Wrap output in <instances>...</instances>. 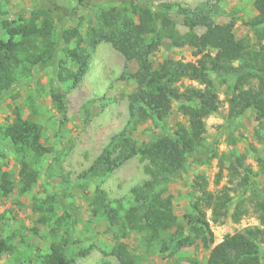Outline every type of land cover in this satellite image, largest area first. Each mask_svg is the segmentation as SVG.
<instances>
[{"label":"trees","instance_id":"16d2710c","mask_svg":"<svg viewBox=\"0 0 264 264\" xmlns=\"http://www.w3.org/2000/svg\"><path fill=\"white\" fill-rule=\"evenodd\" d=\"M44 1L42 7L29 10L17 20L9 21L7 12L0 9V28L7 36L5 42L0 41V100L18 74L26 71L27 76H31L35 67H50L53 76L51 98L57 110L64 114L66 90H60V86L66 82L75 86L87 72L85 42L87 45L108 42L127 62L135 61L137 70L125 76L136 83V91L130 96L126 124L130 129L129 135L112 136L77 180L83 184L96 179L104 180L126 160L136 155L145 158L148 161L145 167L148 179L129 190L128 207L121 200H109L106 192L96 187L92 195L85 198L86 214L105 222L104 235L114 241L109 253L118 264H137L127 245L122 242L132 231L145 238V250H150L156 244L159 253L169 251L171 256L189 243L173 212L172 197L167 195L166 187L184 173L190 163H209L217 158L205 145L204 119L216 114L221 105L209 75L235 77L225 100L229 119L253 110L255 119L262 125L264 46L258 51L250 50L244 39L235 37L232 21L212 23L205 20L206 17L200 23L206 26L202 34L189 33L181 37L174 29L175 23L170 16L176 12L192 21L188 17L189 11L180 4L161 3L153 6L147 0L140 4L138 0H107L110 6L100 10L86 37H83L78 27L63 29L62 26L58 30V24L62 23L63 17L67 18L69 12L56 1L65 0ZM86 1L77 0V4L85 6ZM253 8L256 14L247 24L256 31L264 24V0H253ZM193 25L190 23L189 26ZM261 35L264 36V33ZM185 45L192 49L194 62L167 59L153 67L149 58L158 48L169 50L173 46ZM182 79L197 83L198 87L179 91L174 85ZM172 100L181 102L180 113L187 124L177 123L171 134L161 132L149 142L137 145L130 137L132 130L139 122L150 117L162 122ZM41 139V125L24 119L17 111L13 112L10 121L0 126V198L6 199L15 187L19 194H25L35 186L39 172L32 161L52 153V148L44 146ZM6 153H11L19 164L16 183L10 172L2 170ZM232 156L227 168L224 167V160L217 158L219 167L215 183L221 182L224 170L228 174L227 185H223L217 193L208 191L202 178V182H194L199 195L191 203V214H186L184 218L192 225L209 231L208 213L213 224L227 217L233 223H238L247 212L245 202H252L259 227H246L225 236L209 250L205 264H264L260 254V248L264 246V196L253 185L252 177L256 172L244 163L242 156ZM255 162L264 178V154L256 157ZM79 181L77 186H82ZM60 194L53 197L52 203L48 199L34 207L41 215L37 222L44 225L45 218L56 215L54 205L62 206L66 217L59 219L65 218L66 228L69 229L68 238L57 242L60 251L44 254L42 264H72L91 248L69 249L70 241L79 242L75 235L77 211L66 200L69 193L62 191ZM231 204L233 210L230 214ZM58 230L50 228V232L57 233ZM15 238L13 232L3 237L0 228V256L11 250L10 241ZM188 262L201 264L196 258Z\"/></svg>","mask_w":264,"mask_h":264},{"label":"rangeland","instance_id":"374dc122","mask_svg":"<svg viewBox=\"0 0 264 264\" xmlns=\"http://www.w3.org/2000/svg\"><path fill=\"white\" fill-rule=\"evenodd\" d=\"M142 1L138 0L137 3ZM147 1L153 6L161 3L180 4L189 11L188 17H191L192 21L176 12L170 16L175 23L174 29L181 37L189 33L202 34L206 26L200 23L203 17H206L205 20L212 23L224 24L232 21L235 37L244 39L250 50L258 51L264 46V36L261 35L264 33V24L256 31L247 24L256 14L253 0ZM43 4L44 0H0V9L7 12L8 20L11 21L17 20L20 15L31 9L42 7ZM56 4L69 12L67 18L63 17L62 23L58 24V30H61L62 26L63 29L78 27L83 37H86L100 10L110 6L107 0H87L85 6H79L77 0L56 1ZM175 10L176 8L173 9ZM190 23L194 25L190 27ZM6 40L7 36L0 28V41ZM85 43L88 54L87 72L75 86L70 82L60 86V90H66L64 114L57 110L51 98L53 76L50 67H35L31 76H27L26 71L18 74L0 100V126L10 121L13 112L17 111L24 119L41 125V142L44 146L52 148L51 154L32 161L33 167L39 172V179L30 192L19 194L15 187L6 199L0 198L2 236L6 237L12 232L16 235V238L10 241L11 250L0 256V264H42L41 257L44 254H56L60 251L57 242L66 240L69 234L65 225L67 220L59 219L66 217L63 207L54 205L56 215L45 218L44 225L37 222L41 215L34 207L48 199L52 203L53 197H58L57 194L62 191L69 193L66 200L77 211L75 235L79 242L70 241L69 249L91 247L72 264H118L115 257L109 253L114 241L110 236L104 235L105 222L90 218L86 214L85 198L92 195L98 187L106 192L109 200H121L124 206L128 207L129 190L148 179L145 171L148 161L136 155L123 162L104 180L96 179L83 184L77 177L107 146L112 136L129 135L130 129L126 124L129 119L130 96L136 91V83L125 76L134 73L138 64L135 61L127 62L108 42L94 45ZM192 52L188 45L173 46L169 50L160 47L149 59L153 67L167 59L189 63L195 61ZM209 77L213 89L219 95L221 105L216 114L204 119L205 145L217 158L224 160L225 168L229 166V160L233 159L232 155L242 156L244 163L256 172L252 177L253 185L260 189V194L264 196V178L258 172L255 162L256 157L264 154V123L258 124L253 110H248L235 119H229L225 100L231 92L235 77H221L215 74ZM191 87H198V84L182 79L174 85L179 91ZM168 105L162 122L150 117L139 122L132 130L130 137L137 145L149 142L161 132L171 134L177 123L187 124L186 118L180 113L181 102L172 100ZM5 155L2 170L10 172L16 183L19 164L11 153ZM217 158L209 163H190L187 170L166 187L167 195L172 197L173 212L182 226L183 236L188 237V246L177 249L171 256L169 251L159 253L156 244L150 250H145V238L142 234L132 231L122 242L127 245L137 264H189L188 261L192 258L205 264L209 250L225 236L246 227H259L253 203L249 201L245 202L247 212L238 223H233L230 217H227L213 224L208 213L209 231L192 225L184 218L186 214H191V203L199 195L194 188L195 181L205 180L207 190L214 194L223 185H227L226 170L223 171L221 182L215 183L219 167ZM78 181L82 186H77ZM232 208L231 204L230 214ZM51 227L59 230L57 233L50 232ZM260 254L264 263V246H261Z\"/></svg>","mask_w":264,"mask_h":264}]
</instances>
